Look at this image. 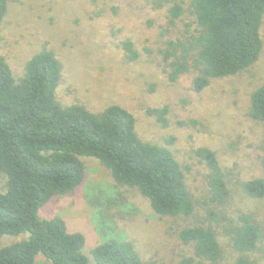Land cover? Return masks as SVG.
<instances>
[{"label": "rangeland", "instance_id": "rangeland-1", "mask_svg": "<svg viewBox=\"0 0 264 264\" xmlns=\"http://www.w3.org/2000/svg\"><path fill=\"white\" fill-rule=\"evenodd\" d=\"M171 6L160 0H11L0 27V57L17 80L34 55L55 53L63 69L57 90L63 107L81 105L93 113L113 105L125 108L136 120L139 137L169 148L185 172L194 214L162 217L137 188L118 185L98 160L82 158L83 183L52 199L39 218L60 217L71 232L83 233V254L92 264L91 251L110 239L133 242L147 264H181L194 256V249L184 245L179 234L196 226H213L223 250L218 264H234L240 254L223 227L249 215L264 232V199L250 198L243 188L246 182L264 178V123L250 117L251 97L264 85V15L257 63L197 92L199 71L192 58L187 61L190 71L172 80L171 64L180 59L183 47L173 49L170 44L191 47L199 29L189 11L172 23ZM126 43L132 44L134 59ZM167 51L175 57L168 58ZM191 53L194 58L197 52ZM163 108L166 125L151 113ZM200 148L216 153L226 175L230 196L222 205L210 201L209 169L196 156ZM6 187L0 171V192ZM210 211L228 221L211 222ZM25 238L5 237L0 249ZM249 257L264 264V239ZM37 264L50 263L39 255Z\"/></svg>", "mask_w": 264, "mask_h": 264}, {"label": "trees", "instance_id": "trees-1", "mask_svg": "<svg viewBox=\"0 0 264 264\" xmlns=\"http://www.w3.org/2000/svg\"><path fill=\"white\" fill-rule=\"evenodd\" d=\"M10 1L0 0V27ZM160 1L172 5V23L189 11L199 29L191 47L170 44L173 49L183 47L180 59L171 64L173 81L190 71V58L199 71L194 80L197 92L213 80L247 71L259 60L264 0ZM125 47L134 59L132 44ZM193 51L197 52L194 58ZM166 55L172 58L176 53L167 51ZM62 71L57 55L44 50L28 61L24 76L17 80L0 57V171L7 178L6 191L0 192V241L27 236L0 249V264H37L39 255L50 264H92L83 254L87 243L83 233L71 232L60 217L39 218L40 210L52 199L72 193L83 183L82 158L98 160L118 185L137 188L159 216L188 218L195 211L185 172L174 153L143 141L133 114L121 106L100 113L81 105L63 107L57 98ZM151 113L166 125L167 109ZM250 117L264 123V85L251 97ZM196 156L209 169L210 201L224 204L230 190L216 153L200 148ZM243 188L250 198L264 199V178L246 182ZM208 217L211 222L228 221L214 211ZM223 230L240 254L234 264H257L249 255L264 239L259 224L241 215ZM179 238L194 249V256L181 264H218L223 257L213 226L186 228ZM91 257L94 264H147L133 242L116 239L94 248Z\"/></svg>", "mask_w": 264, "mask_h": 264}]
</instances>
